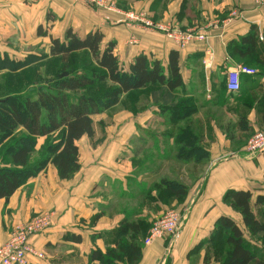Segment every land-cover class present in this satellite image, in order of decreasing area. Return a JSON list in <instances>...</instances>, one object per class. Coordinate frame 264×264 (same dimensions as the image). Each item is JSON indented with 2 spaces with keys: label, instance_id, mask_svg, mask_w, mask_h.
I'll return each instance as SVG.
<instances>
[{
  "label": "crops",
  "instance_id": "0c3cea01",
  "mask_svg": "<svg viewBox=\"0 0 264 264\" xmlns=\"http://www.w3.org/2000/svg\"><path fill=\"white\" fill-rule=\"evenodd\" d=\"M107 1L114 9L91 8L77 0H0V42L2 27L10 26L33 27V36L46 40L45 47L49 40L36 35L39 25L43 28L49 26V33L60 38L67 28H72L79 37L98 30L103 34V43L114 42V54L124 68L139 54L157 59L166 66L169 52L178 51L183 83L196 98L198 107V113L192 117L201 123L200 144L209 152V158L196 167L192 162L180 163L172 159L174 165L183 166L181 171L188 176L177 175V179L189 187L187 194L180 203L176 200L170 204L148 201L153 208L144 207L140 216L150 222L167 206L174 205L184 214L182 230L176 239L163 236L146 242L148 230L142 239L141 258L136 264H220L209 253L207 263H204L205 241L220 216L230 217L242 226L236 221L239 218L241 222L240 214L237 213L238 218H235L234 209L223 201L226 191L250 190L254 197L264 194L260 191L264 186V152L249 156L244 144L237 149L219 130H213L210 138L208 120L203 111L209 103L219 104L216 98L220 90L227 96L240 95L248 89L258 92L257 98L260 97L264 83V4H258L257 0ZM126 11L144 12L153 22L173 24L183 29L204 28L206 40L179 48L159 31L136 24L126 25L123 21ZM235 11L238 16H233ZM51 18L53 20H49ZM252 26L258 31V58L263 65H254L256 73L242 75L239 92L229 93L225 88L221 89L227 70L243 64L245 59L236 60L228 53L227 44L245 35ZM208 92L214 96L212 101L205 98ZM118 116L119 131H101L103 133L99 136L94 128L92 138L83 136L77 141L80 168L72 178L60 180L55 168L48 165L7 200L0 199V244L14 225L26 222L38 213H52L51 225L30 238V243L43 253V257L28 256L26 264H99L90 260L89 255L95 249L105 251L109 232L124 217V206H128V197L134 193L128 191L127 184L135 176L133 159L149 157L146 165L151 166L149 164L156 161L155 156L171 151V138L164 139L162 130L149 131L161 121L151 96L140 98L132 105L125 94L122 95ZM247 118L254 130L264 127L259 123L255 107L248 111ZM98 137L104 141L93 145L91 140ZM116 137L120 138L119 144H114ZM162 140L164 146L169 142L168 149H160ZM138 171L135 174L140 173ZM146 176H141L139 182L147 183ZM114 185L120 187L116 194ZM124 195L125 200L122 199ZM159 209L162 211L157 212ZM96 213L101 216L92 223L90 219Z\"/></svg>",
  "mask_w": 264,
  "mask_h": 264
},
{
  "label": "trees",
  "instance_id": "16d2710c",
  "mask_svg": "<svg viewBox=\"0 0 264 264\" xmlns=\"http://www.w3.org/2000/svg\"><path fill=\"white\" fill-rule=\"evenodd\" d=\"M49 28L39 25L36 35L49 40L45 55L57 61L56 76L46 85L28 89L32 95L19 94L20 83L8 85V90L13 88L14 91L0 98V199L7 200L48 165L55 168L60 180L72 178L80 168L77 141L83 136L92 138L94 135L93 115L120 103L124 94L132 105L149 96L156 103L161 116L157 127H164L161 134L166 140L172 139L169 149L173 151L154 159L192 162L194 167L208 160L209 152L200 144L201 123L192 117L198 111L196 98L183 83L178 51L169 52L166 66L157 59L139 54L124 68L114 54V42L103 43L100 31H90L79 37L72 28H67L60 38L52 36ZM257 44L258 31L252 26L238 40L229 41L227 51L236 60L245 59L244 65L260 67L263 62L258 58ZM31 54L17 61L0 55V69L16 71L43 58L40 54ZM83 54L89 58V63ZM81 55L84 59L74 62ZM10 77L9 74V80ZM104 83L108 85H101ZM222 88L224 90L225 84ZM249 92L245 89L240 95L229 94L222 98L243 102L247 108L253 107L251 102L255 101L259 123L264 126V83L259 98L243 101ZM237 113V136L242 139V134L251 131L252 127L245 113ZM204 117L210 116L205 113ZM157 130L149 129L150 132ZM224 132L229 138L231 127L227 125ZM39 138H43V142L37 147ZM148 158L133 159L136 170L148 167ZM161 166H157V172ZM187 191L188 186L181 180L160 176L147 182L128 200L135 203L140 198V204L142 199L164 204H170L172 200L180 203ZM223 201L240 214L242 226L230 217L220 216L205 241L204 263H207L209 253L220 264H264V195L254 197L250 190L230 189L224 194ZM123 213L118 226L109 232L105 251L92 250L90 260L99 264H136L140 260L142 239L151 223L140 213L137 215L134 208L124 206ZM100 216L101 213H96L90 221L94 223Z\"/></svg>",
  "mask_w": 264,
  "mask_h": 264
},
{
  "label": "rangeland",
  "instance_id": "374dc122",
  "mask_svg": "<svg viewBox=\"0 0 264 264\" xmlns=\"http://www.w3.org/2000/svg\"><path fill=\"white\" fill-rule=\"evenodd\" d=\"M27 1V0H26ZM11 29V30H10ZM33 27H28L26 25H21V26H10V27H2V41L0 42L1 45V52L0 55L2 58H9L12 60H22L25 57H28L29 55H32L31 53L34 54H40L42 55L43 58L40 59H36L32 62H30L27 66L22 67L20 69H17L16 71H11V70H7V69H0V98L4 97L5 95L8 94L9 91H14L13 88H11V90H8V85H17V84H21L22 86L20 88L22 89H18V93H25L26 94H30L32 95V92H27L28 89H32L34 88L36 85H46V83H48V81L52 80L55 76H56V72L57 69L59 70V67L57 65V61L53 60L51 58H49L48 56H46V40H44L43 38L41 39H36L33 36ZM84 55V54H83ZM77 56V59L75 58L74 62H77L79 60L84 59V56ZM85 61L86 62H90L89 58L87 56H85ZM251 67L254 68L253 65H251ZM11 75L10 80L8 79V75ZM101 85H108V83H104ZM207 97L206 100L207 101H212V99H214V96L212 95L211 92L207 93ZM224 96V92L222 90H220L219 95L217 96V100L220 101L219 104L217 106H212L209 103V106L206 108L205 111H203V113H208V132L210 134V138H211V133L213 130L216 131H220L222 133H224V128L227 127H231V132H229V138L228 136H226V138L232 142V144L234 145V147H236L237 149H239L240 147L245 146L247 140L250 138V136L257 130H262L264 129V127H258L257 130H254L253 127L251 128V131L249 132H244L242 139H240L237 136L238 131L236 130V121H237V112L240 113H245L246 115V119L249 123V120L247 118V113L248 111L252 108H247L246 106H243V102H235L233 99H229V100H224L222 97ZM258 96V92H249L247 93L246 96H244L243 101H250V98L252 100H256ZM220 97V98H219ZM222 99V100H221ZM253 105L255 103V101L251 102ZM256 106V104H255ZM253 106V107H255ZM119 113H120V103L116 104L115 106L111 107L108 110H105L99 114H95L93 115L92 119H93V127L95 128V130L98 133L99 136H101V131H119L120 130V122H119ZM198 113V111H197ZM207 116V115H205ZM118 119V120H117ZM250 125V123H249ZM157 127V126H155ZM158 130H164L163 126H158L157 128ZM117 135V134H116ZM103 139L98 137V138H94L91 140L93 145L99 144ZM120 138L116 137L115 138V142L114 144H117L119 142ZM104 141V140H103ZM102 141V142H103ZM163 142L161 143V148L162 150L164 149H168L169 142L167 144V146H164V140H162ZM43 142V138H39L37 140V144L36 146L39 147ZM242 142V143H241ZM119 144V143H118ZM166 145V144H165ZM163 147V148H162ZM168 151V150H167ZM171 150V154H172ZM209 158V157H208ZM160 160V159H159ZM162 165L161 167H159L158 172H157V166ZM156 166V168H155ZM183 168V166H179V165H174L172 159H167L165 162L164 161H159L156 160L152 166H148L146 168H144L143 170H140V173H136L134 172V175L132 178H130V180L132 179V181L128 180L127 184H128V191L130 192H134L137 193L139 192L140 189L144 188L145 185L147 184L146 182H143L142 180H140L139 182V178L141 176H146L148 179L147 182H149L150 180H152V175L155 176L156 178L160 177V176H165L168 178L171 177H176L177 175L180 176L181 173H183L181 171V169ZM149 174H152L151 176H149ZM183 178H185L187 175H185L183 173ZM188 177V176H187ZM264 179V178H263ZM139 183V184H138ZM264 184V183H262ZM260 186V185H259ZM119 185H114V191L115 194L116 192L118 193L119 191ZM189 188V187H188ZM262 193H264V186L261 187ZM126 195L129 194V192L125 193ZM126 195H124V197L122 198L123 200L126 199ZM264 195V194H263ZM164 199V198H163ZM139 201V200H138ZM138 201L134 202H130L129 200L127 201V205L130 208H134L136 210V214L138 215L141 210L144 207H147L149 209H152L153 207L151 205H148V201L147 200H143V203L140 204ZM125 205V201L123 202ZM139 203V204H137ZM137 204V205H136ZM174 205H169L167 206V208H174ZM264 208V206H263ZM162 210H157V212H161ZM156 213V212H155ZM238 212L236 210H234V217L238 218ZM156 218V217H155ZM154 218V219H155ZM153 219V220H154ZM239 219V218H238ZM236 219V221H238V223L241 224L240 220ZM235 221V220H234ZM151 223V221H150ZM258 246H260L258 244Z\"/></svg>",
  "mask_w": 264,
  "mask_h": 264
},
{
  "label": "built area",
  "instance_id": "2783aa9c",
  "mask_svg": "<svg viewBox=\"0 0 264 264\" xmlns=\"http://www.w3.org/2000/svg\"><path fill=\"white\" fill-rule=\"evenodd\" d=\"M91 8L114 9L107 0H77ZM264 4V0H257ZM238 16L237 11L233 16ZM126 25H140L146 29L161 32L172 40L179 48L192 42H205L207 31L204 28H181L173 24L153 22L144 12L126 11L123 14ZM256 70L242 63L236 64L227 70L225 76V89L229 93L240 90L241 76L254 75ZM209 96V95H207ZM244 150L249 156L264 152V129L255 131L247 140ZM184 214L176 208L165 209L158 217L151 221L146 242L163 236L176 239L183 227ZM52 222L51 212H42L34 215L28 221L18 223L12 227L7 238L0 244V264H26L28 256L42 258L43 253L36 250L30 243L33 235L46 230Z\"/></svg>",
  "mask_w": 264,
  "mask_h": 264
}]
</instances>
